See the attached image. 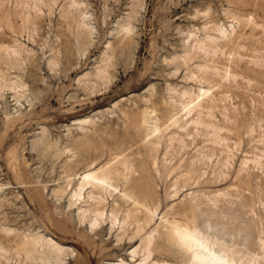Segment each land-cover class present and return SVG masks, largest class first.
Segmentation results:
<instances>
[{"label":"rangeland","instance_id":"1","mask_svg":"<svg viewBox=\"0 0 264 264\" xmlns=\"http://www.w3.org/2000/svg\"><path fill=\"white\" fill-rule=\"evenodd\" d=\"M19 1L24 3V0H0V46L4 44L9 50L12 47L20 50L18 55L5 49L0 51V185L3 186L0 191V215L4 214L8 220L13 221L10 227L18 229L22 224L65 246L74 247L78 256L67 261L69 264H109L120 258L130 262V252L134 248L137 254L133 258L136 260L134 264L138 263L142 257L141 248H138L139 238L128 241L133 227H129L127 235L121 237L117 226L110 229L109 221H104V224L90 232L87 221L78 224L76 209L69 206L68 195L56 194L60 196L56 197L52 192L58 186L68 187L64 163L74 156L75 150L82 149L72 136L85 135L87 131L86 135L95 132L97 136L94 134L96 138L93 143L96 144L87 153L82 151L84 162L77 172L81 173L85 169L83 167L108 162L112 158L110 145L116 137L115 133L126 127L127 140L133 144V149L142 153V158H139L149 174V185L155 186L160 206L159 216L170 215L172 204L186 196V199L190 197L188 195L191 190L185 188L177 197L172 198L178 170L199 160L202 163V158L205 155L209 158L213 152V157L210 155L211 159L207 160L209 162L205 160L207 164L203 169L206 172L204 177H212L215 175L213 173L222 171L228 177L230 174L233 179L241 161L253 160L256 156L255 159L261 158L258 159L262 166L256 168L252 163L249 164V172L255 174L253 184H260L258 178L264 179L261 174L264 171V0H37V8L32 7L33 0H26L30 7L21 5ZM78 24L83 25L80 27ZM127 24L131 26L130 34L123 32V26L127 27ZM215 27L225 30L226 40L219 38ZM206 36L207 41L209 37L222 40L216 39L217 49L213 43L210 44L214 48H210L208 43L211 40L204 42ZM196 37L199 42L202 39L203 44L210 46L209 53L205 46L207 56L200 50L197 52L198 46L193 44ZM116 42L119 44L117 47L114 46ZM191 44L196 51H192ZM65 46L72 50L70 59L64 56ZM23 49L32 54L30 52L28 56V52L25 50L24 53ZM213 49L216 51H212ZM182 55H187V59ZM176 56L185 62L177 61ZM189 57L191 58L188 59ZM202 66H208L209 71L203 70ZM97 69H102L105 75H109H106L107 80L101 81L102 76L95 77ZM31 72L36 74V79H33ZM223 73L228 75L224 76ZM222 75L224 80L219 78ZM228 77L230 79L227 81ZM199 89L211 90L208 94L214 99L210 95L201 97L199 100L203 104V113L200 109H195L190 116L179 117L180 122L176 127L168 126L164 122L165 118L155 111L152 104V98L160 95L169 106L171 114L177 112L180 116L183 114L181 105H185L189 99L196 102L194 99L199 94ZM187 92L190 94H187L188 98L185 97ZM191 94L195 96L192 97ZM129 106H136L135 109L140 107L141 112L145 109V112L151 111L147 112L148 115L142 112V121H148L142 126V130L131 129L129 120L123 115L122 109ZM84 119H88L89 124L80 122ZM193 119L200 125L201 121H206L215 125L210 124L211 128L217 125L216 129L219 130L220 127L224 131L219 130V135L221 138L225 137L222 142L227 143L221 145V142L218 147L217 143L214 145L215 138L210 135L214 129L209 127V131L208 127L202 128L206 123L199 127L196 124L190 126L188 122ZM155 125L160 132L157 133L159 136L155 135L159 145L152 155L156 159L158 173L154 170L156 167H152V160L145 159L141 145L147 129ZM194 128L196 131L202 130L201 135L195 133ZM41 138L54 143V148L44 150ZM179 139L185 146L181 145ZM171 140H177L179 145L177 141L172 143ZM224 144L233 153L227 152ZM56 151L61 154L56 155ZM219 151L229 153L231 159ZM223 165H226V170ZM75 183L74 180L68 190L66 188L67 192ZM235 184L236 181L232 180L229 185L219 189L225 192L232 188L230 191H235L232 187ZM254 187H257L258 192L254 189L251 200L248 192L243 191L245 188L241 187L236 190L239 194L229 198L238 205H234L232 211L227 210L229 207L223 209L226 211V219L235 218L239 224L247 226L252 234H255L259 221L255 217L260 215L264 222V204L263 207L257 204L258 196L264 201V184ZM3 198L6 201L2 202ZM107 202L108 214L111 198L107 197ZM88 204L81 203V206L85 208ZM250 204L257 214L254 217ZM158 223L155 220L147 227L146 232L151 231ZM249 226H252L250 230ZM118 238L122 241L118 242ZM158 252H154L156 257L161 253ZM8 257L11 258L10 264L17 262L14 254L10 253ZM0 264H5L1 258Z\"/></svg>","mask_w":264,"mask_h":264},{"label":"bare ground","instance_id":"2","mask_svg":"<svg viewBox=\"0 0 264 264\" xmlns=\"http://www.w3.org/2000/svg\"><path fill=\"white\" fill-rule=\"evenodd\" d=\"M36 2H37V0H33L32 4H31L33 8H37ZM18 3H21V5L24 4L25 6L26 5L29 6L26 0H24V3L21 1H19ZM38 19H39V17H38ZM78 25H80V24H78ZM82 25L83 24H81L80 27H82ZM130 27H129V25L127 27L123 26V28H125L123 31L124 34H125V32L127 34H130V32H132ZM89 28L90 27H88V29ZM84 29H85V27H84ZM214 29H215V32L218 33L219 38H223L222 40H226L225 30H223L219 27H215ZM85 31L86 30H84V32ZM90 31L88 30V32H90ZM211 33H213V32H211ZM79 35H80V33H79ZM234 36H236V35H234ZM116 38H120V37H116ZM207 38H208V36H206V38H205L206 40L204 39V42L207 41ZM196 39H197L196 42H193V44L194 43L197 44L196 45V46H198L197 52L200 50L202 53L203 52L205 53L206 51H208V49H209V51H211L210 48L211 49L214 48L215 42H217V40H219V41L221 40V39H218V37L212 38V39H210V37H209L208 41L211 40L212 42L208 43V41H207V43L208 44L213 43V45H214L213 46L210 44L211 47L209 46L210 47L209 48L208 45L207 46L205 45L207 43H204V44L202 43L203 42L202 39L200 40V42L198 41L197 37H196ZM214 39H215V41L213 42ZM117 44H118V42H116L114 46L117 47ZM134 44H135V42H134ZM3 46H4V44H3ZM3 46H0V51H1V49H3V50L5 49L8 52V50L10 48H8L7 45H6L7 47L6 46L3 47ZM135 46H136V44L134 45V47ZM196 46H194V48ZM205 46L207 49L206 51H205ZM107 47H109V46H107ZM110 47H112V46H110ZM191 47H192L191 49L193 52L196 51V50H193L192 44H191ZM217 47H216V49H217ZM69 48L66 47V49L63 50L64 56L67 59H70L72 56V53H71L72 50L70 51ZM216 49L215 50L213 49L212 51H216ZM23 50L25 53L26 49H23ZM9 51H11L14 55H18L17 53H19L20 50H19V48L12 47L11 50H9ZM209 51H208V53H209ZM26 52H28V51L26 50ZM30 52L31 51H29L26 54L30 55ZM20 53H22V51ZM206 53H205V56H207ZM212 53L215 54V52H212ZM31 54H32V52H31ZM199 54H201V53H199ZM213 54H211V55H213ZM222 55H223V52H222ZM185 56H186V58H184V59H187V55H185ZM185 56H183V57H185ZM189 56H190V54H189ZM177 57L178 56H176V58ZM176 58H174V60ZM180 58L178 57V60L177 59L176 60L177 61H179V60L184 61L182 58L181 59ZM190 58L191 57H189L188 59H190ZM223 58H224V56H223ZM182 61H181V64H182ZM184 62H183V64H185ZM186 62H188V61H186ZM205 67H203L204 68L203 70H205V71L208 70V68H207L208 66L206 67V69H205ZM176 68H178V67H176ZM199 69H201V66ZM209 69H210V67H209ZM104 70L97 69L95 71V73L94 72L93 73H94L95 77L99 76L101 78V76H102L101 81L103 79L107 80L106 75H108V74L105 75L104 73L106 70L105 71ZM213 71H215L216 74H219V72H216V69H214ZM224 73H225V71H224ZM228 73L226 75L224 74V76H227ZM103 74L105 77L103 76ZM31 75H32L33 79L37 78L35 73L31 72ZM224 76L222 75V77H219V78L222 79ZM229 77H232V76H230V74H229ZM229 77L226 78L227 81H228V79H230ZM233 77H234V75H233ZM190 79H191V77H190ZM223 80H224V78H223ZM226 83H228V82H226ZM17 87H18V85H17ZM208 90L209 89H207V90L199 89L198 90L199 94H196V96L194 94H191L192 97H193V95L195 96L194 100L196 102H194L193 99L187 100L188 102L190 101L189 102L190 104L193 103L191 106H188L190 104L186 105L188 103L187 101H186L187 103L184 102L185 105H181L183 107L182 108L183 114L180 116H178L177 112H176V114H171L169 106L165 102H163V100L160 98V95L152 98V104L154 106L155 111L158 112L163 118H165L164 122L168 123L167 124L168 126H172V127L175 126L176 127V125L180 122L181 116H186V117L190 116V113L196 111L195 109L201 110L203 108V107H201L203 105L202 101L199 99H201V97H205V96H209V95L212 97L211 94H208V93H210L211 90H209V92H208ZM169 91H172V90H169ZM151 93L153 94V92H151ZM182 93H185V92H182ZM188 93L189 92L186 93V96L185 95H183V96L187 97L188 95H190ZM181 96L182 95H180V97ZM189 98H190V96H189ZM145 100H144V102H145ZM135 107L136 106L131 108L129 106V107L122 109L123 115H125L127 117V119L130 122L129 125H130L131 129H134V131L141 129L143 125H146L148 123L147 120L142 121V119H143L142 118V112L143 111L145 112L146 109L141 112V110L139 109L140 107L136 108V109H135ZM183 110H184V112H183ZM202 111L203 110H201L200 112L203 113ZM147 112H151V111H147ZM147 112H145V113H147ZM207 112L208 111H206V113ZM148 114L149 113H147V115ZM195 114L198 115V113H195ZM153 115L154 114H152V116ZM201 116L202 115H200V117ZM200 117H198L199 120H200ZM204 118H201V120ZM88 121H89L88 119L87 120L84 119V120H81L80 122L86 123ZM91 122H92V120L90 121V124H91ZM160 122H161V120H160ZM203 122L206 123V121H203ZM205 123H202V121H201L202 125ZM208 123H206L205 124L206 126L204 125V127H203L202 125H200V123L197 124L196 120H194V119L190 120L188 122V124L190 126H191V124H192V126L193 125L195 126V124H196V125H198L196 127L202 126V128L208 127V129H209V127L211 128L210 124L214 125L212 123H209V124ZM88 124H89V122H88ZM104 126H106V125H104ZM214 126H212V128H211L212 130L213 129L214 130L213 131L211 130L212 134H210V135H213L212 138H215L213 140V144L216 145L215 143H217V147H218L219 146L218 144H220L225 137L223 138V136H222V138H223L222 139L219 135L220 131L222 129H220V127H219L218 128L220 130L219 131L216 129L217 125H216V127H214ZM80 128H82V127L80 126ZM126 129L127 128L125 127L123 129H121L122 131H117L115 133L116 137L114 138V140L112 141V143L110 145L111 151H112V158L108 162H105L104 164H101L98 166L90 167L91 166L90 165L89 167H83L85 169H83L81 173H78L77 171L81 165L83 166L84 160L81 157L82 151H86V153H87L88 152L87 150H89L90 148H92L96 144V143L94 144L93 141L97 135L95 134V132H94V134L96 136L94 134L86 135L88 132L87 131L85 135H81V136L74 135V136H72L73 140L75 142H78L81 145L82 149L80 150V148H79L78 151L74 149L75 150V152L73 151L74 156L71 159L66 160L64 163V169H65L64 173L66 174V178H67L66 179V182H67L66 186L69 187V185H71V183L74 180L76 181V183H75L74 187L72 189H70L69 192H67L68 187H64V186H62L61 188H59V186H58L59 189L57 188L56 190H53L52 192H54L55 195L56 194H59V195L67 194L68 195L69 206H74L76 209V213H77L76 216L78 219V224L79 223L82 224L83 222L87 221L88 222L87 223L88 224V231L93 232L95 229L98 228V226H100L101 224H104L103 223L104 221H109V224L111 226L110 229H112V227H114V226H117L118 230L121 234V237L127 235V232L129 231V227H133L132 231L130 232V235H128V238H129L128 241H131L132 239H134L136 237L139 238L140 247L138 246V248H141L142 257L138 261L137 264H264V222L262 221L261 216L258 215L259 217L258 216L255 217L259 221L257 222L256 232L254 230L255 234H252L250 231L247 230V228H246L247 226L246 227L242 226L241 224H239V222H237L235 220V218L226 219L225 215H224V212H226V211L223 210L225 207H229V208H227V210L231 209V211H232L233 206L238 205L233 200L229 199L230 196L233 197L234 195L239 194L236 191L237 189L239 190V188L244 187L245 190H243V191L248 192L247 194H249V198H250L249 200H251L252 196L254 195V189L256 190V188H257V187L253 188V186H258V185L264 184V179L258 178V176H256V177L258 179H260V184H258V183L253 184L255 174L249 172V170H250L249 164L250 163H252V165H254V167H256V168H258V166H259V168L262 166L260 163V160H259L261 158L258 157L259 159L258 158L255 159L256 158V156H255V158L253 160L243 159L241 161L240 168L236 171L235 178H233V179H232L230 174H228L229 175V177H228V176H226L227 174L226 175L224 174L226 172L223 173L222 171L221 172L217 171L218 173H213L215 175L212 177H209V176L204 177V176H206V172L203 170L204 166H206L207 162H209L207 160H209V158L211 157L210 155H212L214 153V152L212 153V150H211L212 154L209 155V158L207 155H205L201 160L202 163H199V161H200L199 160L197 162L199 164L192 163V164L185 166V167L178 170V177L176 178L175 183L173 185L175 190L172 193V198L177 197L182 192V190H184L185 188L187 190H191V193L190 194L188 193L189 195L187 194L190 197H189V199H186V197H187L186 196L181 201H178V202L172 204L170 206V211L172 210L170 215L167 216L166 214H164L162 216H159L158 210H159L160 206H159V199L156 196V191L154 188L155 186L151 187L149 185V182H150L149 181L150 180L149 174L145 169L146 166H144V162L142 160H140V158H142V153L137 151V149L136 150L133 149V147H134V146H132L133 144L131 143L132 144L131 145L129 140H127L128 135H127ZM215 129H216V131H215ZM83 130L81 129V131H83ZM147 130H148V132L145 133V135H143L144 141L142 142L141 145L143 146V149H144L143 153L146 156L145 159L147 160L150 158L152 160V163H151L152 167L155 168L156 167L155 166L156 165V159L154 157V154L152 155V153H155L157 148H158L159 141H158L157 136H155V135H158L160 132H159V128L156 125L153 126V128H149ZM193 130L196 131L195 128ZM95 131H97V130H95ZM201 131L202 130H200V131L197 130L195 133L200 134ZM209 131H210V129H209ZM222 131H224V130H222ZM104 133H105V130H104ZM206 133L209 134V132H206ZM206 133H205V136H206ZM250 133H252V132H250ZM198 134H197V136H198ZM210 135H208V137ZM154 136L156 137V139ZM173 136H175V135L173 134L172 138H173ZM250 136H251V134H250ZM152 137H154V139H151ZM202 138H203V136H202ZM227 138H226V140H229ZM169 139H171V137H169ZM209 139H210V137H209ZM173 141H177V140H173ZM173 141H172V143H174ZM178 141L181 142L180 139ZM178 141H177V143H178ZM224 141H225V139H224ZM40 143L43 145L44 150L53 147V144H54V143L51 144V143L47 142L44 138H41ZM100 143H101V141H100ZM182 143L184 144V142H181V145H183ZM223 143H225V142H222L221 145ZM226 143H227V141H226ZM56 144H58V143H56ZM73 144H74V142H73ZM178 145H179V143H178ZM235 145H237V144H235ZM249 145H251V144H249ZM183 146H185V145H183ZM263 146H264V144H263ZM75 148H77V147H75ZM203 149H204V147H203ZM206 149L208 150V148H206ZM225 149L227 150V152L230 151V149L228 147H226V145H225ZM228 149H229V151H228ZM199 151H201L200 148H199ZM221 152H223V151H221ZM231 152H229V153L231 154ZM262 152H263V150H262ZM99 153H101V151ZM103 153H102V155H103ZM223 153L227 156L229 155V153L228 154L226 152H223ZM59 154H61V152L56 151V155H59ZM213 155H212V157H213ZM262 155H264V154L262 153ZM228 157L230 158V156H228ZM228 157H227V159H228ZM98 158H101V157H98ZM205 160L207 162H205ZM95 162H93V163H95ZM192 162H194V161H192ZM179 164H181V163H179ZM218 164H219V162H218ZM225 164H226V162H225ZM226 165H228V163ZM226 165H223V167L225 166L224 167L225 170L227 169ZM154 170L156 171V173H158L157 167ZM174 170H175V168H174ZM201 170H203V172H200ZM261 174L264 177V171ZM232 180L236 181V184L232 185L233 190L236 189L235 191H232V190L230 191V189H232V188H230L229 190H226L225 192L223 190L219 189L220 187L229 185L232 182ZM257 182H259V181H257ZM1 186L2 185H0V191H2ZM66 188H67V190H66ZM260 188H261V186H260ZM54 193H52V194H54ZM241 194H243V193H241ZM59 195H56V197L57 196L60 197ZM107 197H109V199L111 198V203L109 206V213L108 214L106 213V207L108 205ZM236 197H238V196H236ZM3 200L6 201L3 198L2 202H3ZM257 200H256L257 204H260L259 207H261L264 204L263 203L264 201L262 200V198H259V196H258ZM256 201H255V205H256ZM0 203H1V201H0ZM81 203L82 204L83 203H89V204L87 207L84 208V206H81ZM6 204H7V202H6ZM1 205H3V204H1ZM241 205H244V204H241ZM244 206H246V203ZM256 206H258V205H256ZM253 208L254 207H252L250 204V210L252 213V217L257 215L253 212ZM262 210H264V209L262 208ZM227 213H229V212H227ZM244 217H245V215H244ZM155 220H158L159 223L151 231H149L147 233L146 232L147 227H149ZM247 220L249 221V218ZM254 220L255 219L253 218V221ZM238 221H240V219ZM248 221H247V223L245 221V223L249 224ZM12 223H13V221L8 220L4 214L0 215V258L2 260H4L5 264L11 263V258L8 257V255L10 253L14 254L15 257L17 258V262H15L14 264H69V262H67V261H69L72 258H77L78 254L76 253L74 247L72 248V247L65 246V245L61 244V242H58V241H56L50 237H45L44 235L39 233V231H35L34 229L29 228L28 226L27 227L22 226V224H21V227H19L18 229H16L17 227L15 229H13L12 227H10V226H12ZM254 225H256V223ZM251 227L249 226V230ZM254 229H255V226H254ZM118 240H117L118 242L122 241L121 238H118ZM154 252H158V254L161 252L160 253L161 255L159 254V257H156L154 255ZM130 253H131L130 258L133 261L130 260V262H128V261H125L122 258H120L115 263H111V262L110 263L111 264H134V262H136V260L134 261L133 258L135 255H137L136 249L134 248Z\"/></svg>","mask_w":264,"mask_h":264}]
</instances>
